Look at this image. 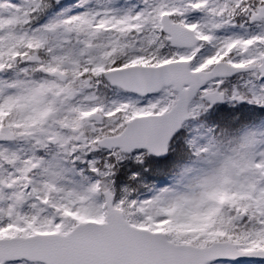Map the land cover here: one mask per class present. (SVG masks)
Instances as JSON below:
<instances>
[{
    "label": "snow or ice",
    "instance_id": "1",
    "mask_svg": "<svg viewBox=\"0 0 264 264\" xmlns=\"http://www.w3.org/2000/svg\"><path fill=\"white\" fill-rule=\"evenodd\" d=\"M0 264H264V0H0Z\"/></svg>",
    "mask_w": 264,
    "mask_h": 264
}]
</instances>
